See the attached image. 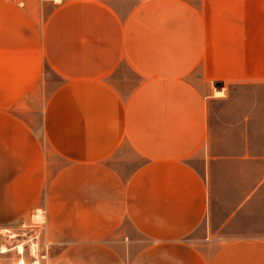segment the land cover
Returning <instances> with one entry per match:
<instances>
[{
	"label": "crops",
	"instance_id": "obj_1",
	"mask_svg": "<svg viewBox=\"0 0 264 264\" xmlns=\"http://www.w3.org/2000/svg\"><path fill=\"white\" fill-rule=\"evenodd\" d=\"M38 206L50 264H264V0H0V221Z\"/></svg>",
	"mask_w": 264,
	"mask_h": 264
},
{
	"label": "rangeland",
	"instance_id": "obj_2",
	"mask_svg": "<svg viewBox=\"0 0 264 264\" xmlns=\"http://www.w3.org/2000/svg\"><path fill=\"white\" fill-rule=\"evenodd\" d=\"M61 79L53 75L49 81H44L33 97L27 100L26 119L30 123L35 135L41 140L43 156L49 173H53L66 164V162L54 154L48 145L42 128V117L48 97L60 84ZM235 91H243L242 88H235ZM246 90V89H245ZM256 89L250 88L249 91ZM223 94V92H218ZM113 156L110 162L117 164L120 169L132 167L140 160L131 150L128 155ZM118 158V159H116ZM38 206L19 217H12L7 221H0V247L6 246L9 251L0 253V264H20L21 259L25 264H50L56 248L45 236L46 217L37 214ZM36 212V215L34 213ZM47 216V215H46ZM41 218V219H40ZM23 245L24 253H19L18 246ZM221 244H216L214 250ZM35 246V247H34ZM37 262V263H36Z\"/></svg>",
	"mask_w": 264,
	"mask_h": 264
},
{
	"label": "bare ground",
	"instance_id": "obj_3",
	"mask_svg": "<svg viewBox=\"0 0 264 264\" xmlns=\"http://www.w3.org/2000/svg\"><path fill=\"white\" fill-rule=\"evenodd\" d=\"M35 247V246H34ZM18 251H19V253H24V247H23V245H19L18 246ZM9 251V249L6 247V246H1L0 247V253H6V252H8ZM37 263V262H36ZM20 264H25V261L23 260V259H21V261H20Z\"/></svg>",
	"mask_w": 264,
	"mask_h": 264
},
{
	"label": "built area",
	"instance_id": "obj_4",
	"mask_svg": "<svg viewBox=\"0 0 264 264\" xmlns=\"http://www.w3.org/2000/svg\"><path fill=\"white\" fill-rule=\"evenodd\" d=\"M37 214H39V216H41V217H43V216L46 217L47 211H46V209L40 208V209H37ZM35 215H36V212L34 213L33 216H35Z\"/></svg>",
	"mask_w": 264,
	"mask_h": 264
}]
</instances>
